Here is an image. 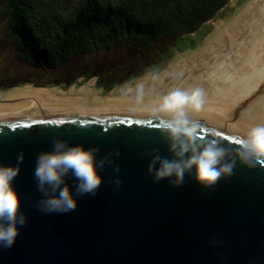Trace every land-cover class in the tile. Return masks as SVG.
Returning <instances> with one entry per match:
<instances>
[{"label":"water","instance_id":"obj_1","mask_svg":"<svg viewBox=\"0 0 264 264\" xmlns=\"http://www.w3.org/2000/svg\"><path fill=\"white\" fill-rule=\"evenodd\" d=\"M29 112V111H25ZM0 115V164L24 160L12 181L28 223L0 264H264V166L237 164L234 174L205 189L191 176L174 188L147 173L152 152L171 157L151 112L74 110ZM193 118V117H192ZM199 137L235 147L246 133L193 118ZM53 137L69 145L100 148L111 165L95 196H75V211L44 214L33 177L36 157L51 151ZM118 168V172L114 169ZM120 179L117 188L111 180Z\"/></svg>","mask_w":264,"mask_h":264},{"label":"clouds","instance_id":"obj_2","mask_svg":"<svg viewBox=\"0 0 264 264\" xmlns=\"http://www.w3.org/2000/svg\"><path fill=\"white\" fill-rule=\"evenodd\" d=\"M137 103L144 100L146 92L143 84L127 90ZM207 102V94L202 87H175L159 96L151 108L152 117L157 121V131L167 142L171 157H161L152 152L141 153L151 156L147 173L153 182L169 180L174 188L183 186L186 176L205 189L214 187L221 179L230 178L237 164L248 169L264 166V124L254 125L247 133L235 140V147L224 145L219 139H202L198 133L200 125L192 115L202 112ZM190 113L192 115H190ZM100 148L87 149L82 144L69 145L67 141L53 137L51 151H43L36 157L33 177L37 191L42 194L37 208L44 214H67L77 208V199L67 183V178L75 180V196H95L103 180L98 172L105 164L111 165L110 155L97 160ZM24 160L23 152L13 165L0 164V248H11L19 227L28 223L21 211L20 199L12 181L20 172ZM119 169H114L118 172ZM110 183L119 187L120 179Z\"/></svg>","mask_w":264,"mask_h":264},{"label":"trees","instance_id":"obj_3","mask_svg":"<svg viewBox=\"0 0 264 264\" xmlns=\"http://www.w3.org/2000/svg\"><path fill=\"white\" fill-rule=\"evenodd\" d=\"M227 1L0 0V17L5 18L7 34L19 59L29 67L45 70L80 53L121 48L129 60L140 56L143 60L144 54L158 44L166 48L183 41L192 48L195 39L190 35ZM139 62L124 68L121 76L107 82V86L134 77L132 73L141 74L142 66L149 68V62L141 66ZM92 74L80 76L88 78Z\"/></svg>","mask_w":264,"mask_h":264},{"label":"bare ground","instance_id":"obj_4","mask_svg":"<svg viewBox=\"0 0 264 264\" xmlns=\"http://www.w3.org/2000/svg\"><path fill=\"white\" fill-rule=\"evenodd\" d=\"M171 71L173 76L165 72L145 88L146 95L140 103L133 94L117 92L99 96L87 82L77 89L65 91L61 98L44 93L15 96V91H3L6 93H0V115L19 111L151 112L159 96L175 87H202L207 94L205 108L190 115L229 128L237 127L247 133L252 126L264 124V119L259 120L264 117V0H248L239 14L220 24L199 53L178 61ZM168 75L174 78L175 84L165 81ZM62 104L66 106H59ZM241 108L245 112L230 119L229 116Z\"/></svg>","mask_w":264,"mask_h":264},{"label":"rangeland","instance_id":"obj_5","mask_svg":"<svg viewBox=\"0 0 264 264\" xmlns=\"http://www.w3.org/2000/svg\"><path fill=\"white\" fill-rule=\"evenodd\" d=\"M247 2L248 0H228L212 18L201 25L194 34L190 35V37L195 39V44L192 48H188L189 44L183 41H177L173 46L166 48L165 44H158L151 49V52L144 54L143 60L140 58L141 56L129 60L127 53L121 48L108 52H96L94 54L80 53L53 69L45 70L29 67L19 59L7 34L5 18L0 17V93L9 90L10 92H17L15 96L28 94L41 95L44 93L46 96L61 98L65 91L77 89L79 86L81 87L83 84L89 82L92 90L99 96H106L109 93L117 92L128 95L130 94L127 91L129 88L134 89L140 84H145V88H147L156 78L163 76L165 72H169L168 74L173 76L174 74L171 71L173 66L178 61L199 53L205 47L209 37L211 38L212 34L220 27V24L227 23L236 14H239ZM184 45H186L185 48ZM157 51L161 53H156ZM169 55H171V58L165 61ZM139 61H141L140 66L143 65L142 63L145 65L146 61L149 62L147 64L149 68L146 65L142 66V71L139 68V71L142 72L141 74L139 72V74L132 73L131 75H135L134 77L127 76L126 79L129 78L126 81L113 86H107V82H112L113 78L121 76L120 73L124 68L133 64L135 65V62L138 65ZM108 72H110L109 74L112 72L110 77L106 76ZM89 73L93 74L88 78L80 76ZM97 73H99V76ZM169 75L165 77V81L175 84L174 78L169 77ZM3 93L5 94L6 92ZM59 106L65 107L66 105L62 104ZM240 112H245V109L241 108L235 115L231 114L229 116L230 119L234 120L241 116ZM263 119L264 117H261L259 120ZM234 128L237 131H243L241 129L238 130L237 127Z\"/></svg>","mask_w":264,"mask_h":264},{"label":"snow or ice","instance_id":"obj_6","mask_svg":"<svg viewBox=\"0 0 264 264\" xmlns=\"http://www.w3.org/2000/svg\"><path fill=\"white\" fill-rule=\"evenodd\" d=\"M235 142V141H234Z\"/></svg>","mask_w":264,"mask_h":264}]
</instances>
